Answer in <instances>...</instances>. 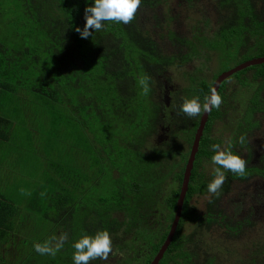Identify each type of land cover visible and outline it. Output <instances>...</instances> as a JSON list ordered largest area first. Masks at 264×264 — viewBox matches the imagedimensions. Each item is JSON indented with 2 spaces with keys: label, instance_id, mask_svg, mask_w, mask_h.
<instances>
[{
  "label": "rangeland",
  "instance_id": "obj_1",
  "mask_svg": "<svg viewBox=\"0 0 264 264\" xmlns=\"http://www.w3.org/2000/svg\"><path fill=\"white\" fill-rule=\"evenodd\" d=\"M217 1L153 0L149 7H140L137 21L157 44L161 56L157 58L138 56L139 48L121 30L122 23L105 22L101 31L81 38L75 28L83 29L84 9L94 0H0V76L10 85H25L63 102L58 107L45 106L49 120L45 116L36 130L44 137L43 132L49 131L55 138L64 118L66 134L74 141L73 132L85 136L77 120L80 117L104 161L108 156L100 149H110L115 156L107 167H99L100 172L88 173L93 184L103 189L100 193L85 199L62 220L41 224L31 238L32 232H26L28 239L19 233L20 241L31 247L20 254L8 250L4 264H73V243L102 230L110 233L112 253L107 260L89 264H143L139 252L157 244L171 224L174 210L168 202L180 188V175L201 116L183 114V101L199 97L203 103L204 93L221 72L264 53V0H235L224 8ZM228 20H237L231 31L223 29ZM118 46L127 52L118 53ZM120 64L126 78L119 80ZM142 64L147 70L140 78H149L150 91L144 95L141 87L136 96L143 107L135 122L127 115L132 114L128 104L135 99L131 89L139 83L134 75ZM260 70L263 72L257 74L248 69L241 81L226 80L220 94L223 103L215 109L206 131L207 154L195 161L186 201L189 211L180 219L177 238L163 264H195L206 259L214 264H264V174L260 175L257 164L264 155V68ZM60 106L71 108L74 117L61 115ZM73 143H68L72 152L67 167L84 171L88 155L82 160L84 150H76ZM213 144L240 155L247 166L258 170L244 181L221 169L227 189L220 194L218 206L231 219L245 218L238 236L210 222L205 212L212 195L207 185L218 167L211 160ZM26 149L20 161L24 166L2 177L9 189L5 196L16 200L21 213H27L26 200L36 190L35 184L54 175L46 167L62 165L60 158L68 156L54 151L45 156L39 143L26 144ZM108 170L113 179L118 177L115 182L102 176ZM62 233L68 239L55 256L34 250V243ZM184 254L189 255L187 262Z\"/></svg>",
  "mask_w": 264,
  "mask_h": 264
},
{
  "label": "trees",
  "instance_id": "obj_2",
  "mask_svg": "<svg viewBox=\"0 0 264 264\" xmlns=\"http://www.w3.org/2000/svg\"><path fill=\"white\" fill-rule=\"evenodd\" d=\"M78 1H84V0H78ZM217 2L221 8H224L228 5L233 4L235 2V0H218ZM152 4H153V0H141V6L140 7H145V6L149 7ZM236 21L237 20H235V21L234 20H228L227 22H225L226 24L224 23L225 25H224L223 29H225V30L228 29L229 31H231L232 28L235 26ZM143 29L144 28L137 21V13H136V18L130 24L125 25L122 23V25H121V30L124 33H126L129 37V39L132 42H134L137 45V47L139 48V52L138 53L136 52V54H138V56L141 57L142 55H145L148 57L153 56V57L161 58L159 51H158L157 44L155 43L154 40L151 39V37H149L147 35V33ZM177 40L179 43L183 42L180 38H178ZM118 47H119L118 53L127 52V51H124L120 46H118ZM130 52H131V50L128 52V54H131ZM142 52H143V54H142ZM263 56H264L263 52H260L259 54L256 55V57H263ZM252 58H254V57H248L247 60L252 59ZM145 62L148 63V59L145 58ZM164 62L166 64L168 63L167 60H165ZM118 67H119V70L116 72L117 78L119 80L125 79L126 73L124 72L122 65L120 64V65H118ZM260 68H264V63L261 65H253L251 67L244 68V69L234 73L233 75H231L228 79H230V78L235 79L236 78V79L240 80L241 75L245 71H247L248 69H255V73L261 74L263 72V70H260ZM146 70H147V66L142 64L140 71L136 72L134 75L135 80H138L141 75L144 76L146 74ZM226 80L220 85V88L218 90L219 94H221V92L223 91ZM245 84L247 86H249L248 83H245ZM10 86L11 85H8L6 83H0V89H3V87L7 88ZM248 88H250V87H248ZM140 92H141L140 84L135 83V85L131 89V94H133L135 96V99L134 98L131 99L130 103L128 104L129 105L128 110L132 114H131V116L129 114H127L129 116V119L131 121L135 120V122L139 121L137 114L143 107L142 103L140 101H138V99L136 97V96H138V94ZM209 92L210 91H206L204 93V96L209 95ZM42 99H43L42 102L44 105H48L52 108L55 107V105H53L52 102H49L44 98H42ZM118 101H120V98H118ZM124 109H126V107H124ZM247 111H249V110H247ZM214 113H215V108H213L211 113L209 114L208 121L205 125V128L203 130V134H202L200 142H199V148H198V151L195 155V160L193 163V168L191 170V176L189 179L188 189H187V192H186V195L184 198V202L182 205L180 219L183 215H185L189 211L186 207L187 206L186 201H187V198H188V196L192 190L191 182L193 181L194 174H195V167H194L195 161L200 155H206L207 154L206 150L204 149V147L208 143L207 142L208 141V135L206 134V131L208 129V124L210 122V119ZM4 126L6 129H8V126H9L8 121L0 117V138H6V136L4 134L6 129L4 132L2 131ZM68 133H70V132L68 131ZM71 134L74 138L76 150L78 148H79L78 150H84L83 151L84 161H86L85 159L88 155V159H87L88 165L86 166L87 171H85L86 167L84 168V171H83V170H81V168H77V167L70 169L69 167H67V168L59 167L57 165H54L53 163L48 165L45 170L47 171V168H49V171L54 170L56 173L54 172V175H50V174L46 175L44 180L40 179V182L38 185H37V183L35 184L34 188L36 190H34L33 194L26 200L28 203L27 207H26L27 213H21L19 211L17 202L14 198H11V197L10 198H8V197L4 198V197L0 196V234L1 233L5 234L6 231H11L14 228L18 218H21V220H22V219H25L27 217L33 216V219L35 221L37 220L36 221L37 224H47V222H58V221L62 220L63 218L67 217L69 214L73 213V211L76 209V207L79 204L83 203L85 199L90 198V196H94L95 194H98L103 190V189H100V187H96V185L93 184V181L91 179L92 175L88 174V173L90 170H92V173L95 170H96V172H100L101 168L99 169V167H101V166L107 167L108 161L111 164L114 161L113 158L115 157L113 154V151L110 149H107V150L100 149L101 151L105 152L106 155L108 156L107 160L104 161L105 159L102 156V153L100 151H96L97 148H95V146L90 144L89 147L82 148L81 139L76 136L77 134L75 132H73ZM193 138H194V136H193ZM206 148H207V146H206ZM257 164L259 165L260 175L262 173L264 174V155L260 156ZM183 171H184V167H183L181 175H180L181 180H182V176H183ZM255 171H258L256 166H246V171H245L244 176H238L232 172H230V174H231V178H233V179L245 181V180H248L249 177L252 176ZM99 174H102V172ZM103 175H104V177L106 176V179L110 180L109 182H115L116 179L118 178L117 177V178L113 179L111 177V175L113 176V173H112V171L110 172L109 170L106 171L104 174H102V176ZM123 176H124V174H122V177ZM122 177H121V179H122ZM98 181H101V180L98 179ZM119 183L121 184L122 181H120ZM226 185H227V182H225V184L219 190V196L211 195L209 197V199L207 200V202L205 204V212H206L207 217L210 220V222H212V223L216 224L217 226L223 228L228 233H231L234 236H238L242 232L241 231L242 226H245V221H244L245 218L244 219H231V218H229V216L224 211L219 209L220 207L218 206V204L220 202V194L222 192H224V190L227 189ZM179 189L180 188H178V190L176 192H174V194L170 197L169 202H168V207L172 208L174 210V213H175V209H176V201L178 198ZM50 191H53V192L50 193ZM45 202H46V204H45ZM173 216L171 219V223L173 220ZM180 219H179L178 225L180 224ZM170 225L168 226V228H170ZM177 228H178V226H177ZM168 231H169V229H168ZM168 231H166L160 237V240L157 244H152V245H150V248L148 247L144 251L142 249L141 252H139L138 256L144 258L143 264H149L152 261L154 256L157 254L158 249L160 248V246L164 242V240L168 234ZM177 231L178 230L176 229L175 235L173 236V239L171 240V243L169 244L168 248H170V246L174 244V242L177 238L176 237ZM0 239H1V237H0ZM168 248L164 252L163 257L166 254ZM163 257L159 260L158 264H163V261H162ZM184 257H185V260L187 262L189 260V255L184 254ZM189 264H194V263L191 262ZM195 264H214V263L212 260L206 259L201 263H195Z\"/></svg>",
  "mask_w": 264,
  "mask_h": 264
},
{
  "label": "crops",
  "instance_id": "obj_3",
  "mask_svg": "<svg viewBox=\"0 0 264 264\" xmlns=\"http://www.w3.org/2000/svg\"><path fill=\"white\" fill-rule=\"evenodd\" d=\"M0 83L10 85V82L5 80L2 76H0ZM42 98L52 102L55 107L63 104L62 100H59V98L52 97L51 99L50 95L37 92L25 85H11L10 87H3V89H0V117L7 120L9 124L8 129H6L5 126L2 129L3 132L6 129L4 132L6 138H0V196L4 198L8 197L5 196V193L9 189L2 181V177L5 178L8 172L18 170L20 167L24 166V163L22 164L20 161H22V156L27 153L26 144L27 146H32L39 143L45 152V156L48 152L53 151L55 153H67V158H60L64 161L63 164L57 165L62 168L67 167V160L71 158L70 152L72 151L71 149H68V143H73L74 141L72 139L69 140V137L66 134L68 122L64 118L61 119V121H64V124L61 125V130H63V132L60 130V132L55 135V138L49 136V131L43 132L47 135V137H44L38 132V130H36L37 125L45 119V116L49 120V115L47 114L45 107L46 105L43 104ZM59 110L61 111V115H69L70 113L73 116L71 108L67 109L66 107L60 106ZM39 112L41 113V116L38 115ZM77 120L79 121L82 132L85 134V136L79 137L81 139L82 148L89 147L91 144L89 135L84 129L80 117H78ZM73 144L75 146V143ZM83 155L84 154H82V157ZM82 160L80 162L81 166L83 165ZM87 165L88 164H86V166ZM36 221H34L33 216L22 220L21 218H18L11 231H6L5 234H0V264H4V255H9V251H11L12 248L13 250L15 249L14 252H19L20 254V252L24 253L31 247L29 242H21L18 234L21 233L27 237L26 232H32L29 237H33L41 225L37 224ZM29 237H27V239ZM36 238L38 239L40 236Z\"/></svg>",
  "mask_w": 264,
  "mask_h": 264
},
{
  "label": "clouds",
  "instance_id": "obj_4",
  "mask_svg": "<svg viewBox=\"0 0 264 264\" xmlns=\"http://www.w3.org/2000/svg\"><path fill=\"white\" fill-rule=\"evenodd\" d=\"M141 6V0H94V3L84 9L85 24L83 29L76 27L75 31L83 39H88L93 32L101 31L105 22L130 24L135 18ZM148 77H141L139 84L144 95L150 91ZM223 99L215 87L210 88V94L204 96L203 103L199 97L185 99L181 105V112L189 118L202 114L211 113L212 109H219ZM240 143H244V137H240ZM214 155L211 157L212 163L217 165L214 169V179L207 185L210 194L219 196V190L226 180L224 171H230L238 176H244L247 162L238 154H233L227 149H222L221 145L213 144ZM23 191V190H22ZM211 202V201H210ZM67 233H62L58 238L52 237L44 243H34V250L40 255L55 256L67 241ZM112 238L107 230L98 231L95 235H83L72 245L74 253L73 264H89L90 261L101 259L107 260L112 253Z\"/></svg>",
  "mask_w": 264,
  "mask_h": 264
},
{
  "label": "water",
  "instance_id": "obj_5",
  "mask_svg": "<svg viewBox=\"0 0 264 264\" xmlns=\"http://www.w3.org/2000/svg\"><path fill=\"white\" fill-rule=\"evenodd\" d=\"M264 63V56L263 57H254L252 59L246 60L238 65H236L235 67L228 69L226 71L221 72L216 79L214 80L212 87H215L217 92L220 88V85L226 80L228 79L231 75H233L234 73L247 68V67H251L253 65H261ZM210 94V92H209ZM209 114H202L200 116V120L199 123L197 125V129L194 133V138L191 144V149L189 151V155L184 167V171H183V176H182V180H181V185H180V189H179V194H178V198L176 201V209H175V213L173 216V220L172 223L170 225L168 234L164 240V242L162 243V245L160 246V248L158 249L157 254L154 256V258L152 259V261L149 264H158L159 260L163 257L164 252L166 251V249L168 248L169 244L171 243V240L173 239V236L175 235L178 223H179V219L181 216V210H182V205L184 202V198L188 189V184H189V179L191 176V170L193 168V163L195 160V155L198 151L199 148V142L201 139V136L203 134V130L205 128V125L208 121L209 118Z\"/></svg>",
  "mask_w": 264,
  "mask_h": 264
}]
</instances>
